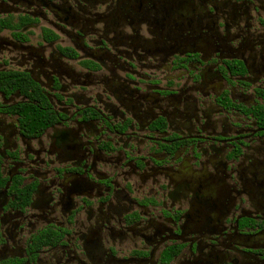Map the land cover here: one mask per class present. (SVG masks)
<instances>
[{
	"label": "flooded vegetation",
	"instance_id": "obj_1",
	"mask_svg": "<svg viewBox=\"0 0 264 264\" xmlns=\"http://www.w3.org/2000/svg\"><path fill=\"white\" fill-rule=\"evenodd\" d=\"M259 110L264 0H0V264H264Z\"/></svg>",
	"mask_w": 264,
	"mask_h": 264
},
{
	"label": "trees",
	"instance_id": "obj_2",
	"mask_svg": "<svg viewBox=\"0 0 264 264\" xmlns=\"http://www.w3.org/2000/svg\"><path fill=\"white\" fill-rule=\"evenodd\" d=\"M263 115H264V111L259 110V116H263ZM171 258H172V254L167 256V260H170Z\"/></svg>",
	"mask_w": 264,
	"mask_h": 264
}]
</instances>
